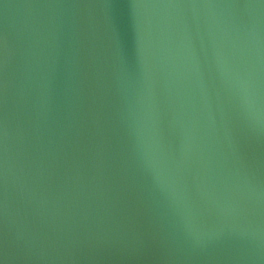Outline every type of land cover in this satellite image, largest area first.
I'll return each instance as SVG.
<instances>
[{
	"label": "water",
	"instance_id": "95a60500",
	"mask_svg": "<svg viewBox=\"0 0 264 264\" xmlns=\"http://www.w3.org/2000/svg\"><path fill=\"white\" fill-rule=\"evenodd\" d=\"M0 264H264V0H0Z\"/></svg>",
	"mask_w": 264,
	"mask_h": 264
}]
</instances>
